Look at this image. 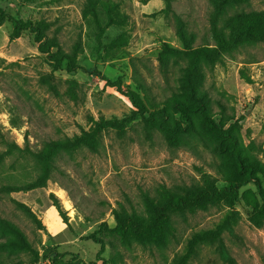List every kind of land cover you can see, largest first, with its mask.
I'll list each match as a JSON object with an SVG mask.
<instances>
[{
    "label": "rangeland",
    "instance_id": "374dc122",
    "mask_svg": "<svg viewBox=\"0 0 264 264\" xmlns=\"http://www.w3.org/2000/svg\"><path fill=\"white\" fill-rule=\"evenodd\" d=\"M169 1V9L164 0L161 10L148 13L147 0H0V7L14 17L45 24L47 37L74 56L78 66L72 72L55 69L32 33L12 39V23L0 25V187L24 188L39 179L29 149L39 150L50 139L79 136L102 118L132 116L129 99L106 79L121 78L124 86L138 90L135 65L158 99L171 97L185 62L173 64L166 78L158 54L163 42L182 47L176 16L194 32L195 44L216 46L214 29L228 36L222 18L214 19L211 0ZM236 8L264 20V0H243ZM204 87L216 117L222 118L223 105L227 126L238 124L239 138L245 146L253 143L251 152L263 159L264 35L225 52L207 71ZM218 162L211 145L199 144L195 151L172 146L140 116L122 127H108L100 132L96 150L83 145L63 153L44 185L2 194L0 218L17 224L33 248L0 255L5 264H52L54 258L56 264H102L97 259L100 244L89 238L95 233L105 244V264H177L195 234L227 224L220 240L195 245L186 264H230L221 246L235 264H264V225L251 221L252 202L259 198L253 182L240 189L233 206L220 199L171 214L167 245L125 239L111 230L116 210L146 215L147 202H159L166 192L184 194L209 180L224 187ZM261 183L264 188V174ZM16 202L29 206L43 227ZM104 222L109 229L101 228Z\"/></svg>",
    "mask_w": 264,
    "mask_h": 264
},
{
    "label": "trees",
    "instance_id": "16d2710c",
    "mask_svg": "<svg viewBox=\"0 0 264 264\" xmlns=\"http://www.w3.org/2000/svg\"><path fill=\"white\" fill-rule=\"evenodd\" d=\"M165 2L164 9L167 10L170 8V1L165 0ZM241 2L243 0H211L215 10L214 19L221 17L228 30L226 37L221 31L214 29L216 46L208 43L195 44L194 32L189 30L186 21L181 16H176V34L182 42V47L163 42L158 54L159 68L166 78L173 64L185 62V67L181 70L178 84L172 91L171 97L158 99L135 65L132 72L138 90L124 86L121 78L115 81L106 79L107 85L121 92L133 105L134 110L130 118L140 116L148 129L158 130L170 145L194 151L198 150L199 144L211 145L219 159V172L226 179L224 187H218L215 181L209 180L204 186L191 188L184 194L166 192L159 202L153 200L147 202L146 215L137 212L128 214L116 210L114 212L116 226L111 230L125 239H134L156 246L167 245L171 214L194 211L197 208L214 204L220 199H226L228 204L233 206L240 198V189L252 182L256 186L259 198H255L252 202L254 214L251 216V221L257 226L264 225V188L261 183V174H264V157L258 159L251 152L253 143L248 146L244 145L238 135V124L227 126L226 112L221 103L222 118L216 117L213 98L204 87L207 71L214 69L225 52L251 45L264 35L263 18L254 13L239 12L236 6ZM5 21L12 23V39L20 37L25 31L32 33L40 52L47 55L55 69L66 67L71 72L77 69L75 57L62 52L59 44L47 37L45 24L16 18L0 7V25ZM53 47L57 49L53 51ZM130 118L123 120L102 118L95 123L92 130L83 131L79 136L50 139L39 150L29 149L28 154L39 169V179L24 188L44 185L58 170L57 159L63 153L75 151L83 145L96 150L102 130L108 127H122ZM260 151L264 153V150ZM2 159L3 156L0 154V163ZM24 188L3 185L0 187V198L4 193ZM16 203L26 215L43 227L29 206L22 202ZM55 205L63 214L62 205L58 199L55 200ZM226 225L195 234L190 242L189 252L180 258L177 264H186L189 253L193 251L195 245L220 240L222 229ZM101 228L109 229L105 222L101 224ZM89 238L100 244L97 259L105 264L106 261L102 256L105 250L103 240L95 233H92ZM32 248V243L17 224L0 218V252L16 254L30 251ZM220 248L222 255L229 263L235 264L234 259L227 255L225 248L223 246ZM116 261H118L117 256ZM56 262L57 258H54L51 263L56 264ZM0 264H5L1 255Z\"/></svg>",
    "mask_w": 264,
    "mask_h": 264
},
{
    "label": "crops",
    "instance_id": "0c3cea01",
    "mask_svg": "<svg viewBox=\"0 0 264 264\" xmlns=\"http://www.w3.org/2000/svg\"><path fill=\"white\" fill-rule=\"evenodd\" d=\"M144 7L148 13L159 11L164 7V0H147Z\"/></svg>",
    "mask_w": 264,
    "mask_h": 264
}]
</instances>
